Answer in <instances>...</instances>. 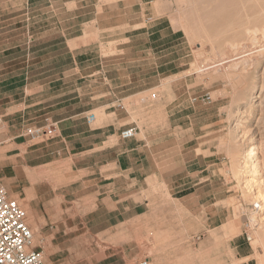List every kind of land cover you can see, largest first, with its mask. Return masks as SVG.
Segmentation results:
<instances>
[{"label": "rangeland", "instance_id": "374dc122", "mask_svg": "<svg viewBox=\"0 0 264 264\" xmlns=\"http://www.w3.org/2000/svg\"><path fill=\"white\" fill-rule=\"evenodd\" d=\"M218 4L0 0V184L45 264H264V34L224 46Z\"/></svg>", "mask_w": 264, "mask_h": 264}, {"label": "bare ground", "instance_id": "6f19581e", "mask_svg": "<svg viewBox=\"0 0 264 264\" xmlns=\"http://www.w3.org/2000/svg\"><path fill=\"white\" fill-rule=\"evenodd\" d=\"M180 1V0H179ZM205 2H206V0H204ZM209 1V0H208ZM219 1V4L217 5V6H219V8L218 7H215L213 10H215L214 12L215 13H218L219 11H220V18H221V22H222V28L224 29V39H223V44H224V46H227V47H229L230 49H235V48H239V46L240 47H242L243 45L242 44H244V42L245 43H247V42H250V39L249 40H247L248 39V37L250 36V34L251 33H255V32H258V33H263L264 34V0H218ZM181 2H183V1H181ZM182 4V3H181ZM185 4V3H184ZM213 6V5H212ZM211 7V6H210ZM218 8V12H216L217 9ZM205 10H207V9H205ZM205 10H204V12H205ZM212 10V9H211ZM212 10V11H213ZM212 11H210V12H212ZM209 12V11H208ZM207 13V12H206ZM209 15V14H208ZM213 15V14H212ZM210 16V15H209ZM210 18V17H209ZM182 19H183V17H182ZM206 19V18H205ZM212 19H213V17L211 18V21H212ZM207 20H209V19H207ZM210 21V20H209ZM214 24V23H213ZM218 30V29H217ZM218 32V31H217ZM220 34V33H219ZM256 34L257 33H255V36H256ZM263 34H259V35H263ZM221 35V34H220ZM252 35V34H251ZM254 36V35H253ZM253 37L254 39L256 38V37ZM221 37V36H220ZM251 39V40H254V39ZM261 37H259V38H257V39H255L254 41H256V40H258V39H260ZM263 38V37H262ZM261 38V39H262ZM245 40V41H244ZM246 40H247V42H246ZM242 41H244V42H242ZM262 41V40H261ZM242 43V44H241ZM258 46H259V44H258ZM260 46H261V44H260ZM260 46H259V48H260ZM264 46V45H263ZM257 47V46H256ZM222 48V47H221ZM226 48V47H225ZM258 48V47H257ZM256 48V49H257ZM230 49H229V52H230ZM240 49V48H239ZM252 49V48H251ZM227 50H228V48H227ZM237 50V49H236ZM236 50H233V51H236ZM259 50V49H258ZM257 50V51H258ZM260 50H264V48L263 49H260ZM249 51H251V50H249ZM248 51V52H249ZM256 51V50H255ZM232 52V51H231ZM231 52L229 53V55H227V56H225L226 54H223L222 56H223V59L221 58V63L219 62V64L218 65H225V64H230V66H231V68L233 67L234 68V66L233 65H238L237 66V68H239V64H236L237 62V60H240V58H242V57H245L246 56V54L245 55H243L244 54V52L246 53V51H244L243 52V54L241 53L242 51L240 50V52L239 53H235V52H232V54H231ZM226 53H227V51H226ZM251 53H253V52H250V53H248V54H251ZM261 52L259 51V53L258 54H260ZM241 54L243 55V56H241ZM255 54V53H254ZM264 54V53H263ZM256 55V54H255ZM225 56V57H224ZM251 56L252 57H250V58H253V57H255V56H253L252 54H251ZM261 56V55H260ZM262 56H264V55H262ZM246 58H248V57H246ZM249 58V59H250ZM248 59V60H249ZM257 59H259L258 57H257ZM257 59H255V60H257ZM261 59V58H260ZM247 60V59H246ZM247 60V61H248ZM243 61H244V59H243ZM251 61V60H250ZM217 62V61H216ZM249 62V61H248ZM252 62H254V60L252 61ZM259 62L260 61H256V66H257V64H259ZM244 63H245V61H244ZM241 64V63H240ZM252 63H249V65H251ZM255 64V63H254ZM248 65V64H247ZM215 66H217V65H214V66H212V67H214L215 68ZM220 66V67H221ZM226 67H227V65H225ZM229 66V67H230ZM252 66V65H251ZM250 66V67H251ZM212 67H210V68H212ZM225 67V68H226ZM242 67V66H241ZM248 67V66H247ZM218 68V67H217ZM253 68V67H252ZM251 68V69H252ZM228 69V68H227ZM227 69H226V71H225V69H223L222 68V70L226 73L227 72ZM236 69V68H235ZM243 69V68H242ZM229 70H231L232 71V69H229ZM237 71V70H236ZM239 71H241V70H239ZM246 71H247V69H246ZM229 72V71H228ZM227 72V73H228ZM243 72H245L244 70L243 71H241V73H243ZM240 73V72H239ZM237 73H235V75H236ZM226 75V74H225ZM227 75H230V74H227ZM232 75H233V73H232ZM242 75L243 74H240V76L242 77ZM226 78L228 77V76H225ZM235 77V76H234ZM233 77V78H234ZM229 79H231V81H232V78H229ZM237 80V79H236ZM240 80V82H241V79H238L237 81H239ZM230 81V82H231ZM234 82H236L237 83V81H235V80H233ZM240 82H238V84H241ZM232 83V82H231ZM243 83H245V82H243ZM232 84H234V85H236L235 83H232ZM238 84H237V86H238ZM243 85V84H242ZM244 85H247V84H244ZM244 85H243V87H244ZM264 86V85H263ZM233 87V86H232ZM241 87V86H240ZM243 87L241 88V90L243 89ZM234 88V87H233ZM244 88H246V86L244 87ZM240 89V88H239ZM238 90V89H237ZM234 91V90H233ZM234 93H236V90H235V92ZM251 95V94H250ZM245 99V98H244ZM246 100V99H245ZM244 102V101H243ZM146 113V112H145ZM148 115V114H147ZM148 119V118H147ZM144 133V132H143ZM257 148H258V146L256 145V143H254V144H252V145H249V146H247L246 147V153H247V161H246V164H248L249 166H254L255 165V163L257 162V160H258V151H257ZM157 177V176H156ZM165 183V182H164ZM254 186V185H253ZM250 187H251V185H250ZM249 188V187H248ZM143 189H144V187H143ZM142 189V190H143ZM258 193H259V191H258ZM261 193V192H260ZM259 193V194H260ZM259 194L257 195L258 197L257 198H259V197H261L262 196V194H260L261 196H259ZM264 196V195H263ZM259 199H261V198H259ZM263 199H264V197H263ZM264 206V205H263ZM263 208V207H262ZM255 215V214H254ZM255 217H256V215H255ZM253 219V218H252ZM262 219V218H261ZM254 220V219H253ZM256 221V220H255ZM164 222V221H163ZM160 224H162V223H160ZM167 224V223H166ZM160 226V225H159ZM164 231V230H163ZM159 233V232H158ZM257 238V237H256ZM258 238H259V236H258ZM261 239V238H260ZM261 241V240H260ZM35 242V241H34ZM256 242V241H255ZM195 253V252H194ZM257 256V255H256ZM262 263V262H261Z\"/></svg>", "mask_w": 264, "mask_h": 264}, {"label": "built area", "instance_id": "2783aa9c", "mask_svg": "<svg viewBox=\"0 0 264 264\" xmlns=\"http://www.w3.org/2000/svg\"><path fill=\"white\" fill-rule=\"evenodd\" d=\"M92 114L88 121H93ZM2 117L0 116V128ZM57 127L51 124L47 129L29 128L27 134L36 137L41 134L52 136ZM138 133L137 127H128L121 132L123 139H131ZM26 211L0 184V264H45L41 251L31 248L33 231L26 220ZM143 264H148L144 262Z\"/></svg>", "mask_w": 264, "mask_h": 264}, {"label": "crops", "instance_id": "0c3cea01", "mask_svg": "<svg viewBox=\"0 0 264 264\" xmlns=\"http://www.w3.org/2000/svg\"><path fill=\"white\" fill-rule=\"evenodd\" d=\"M92 122V121H91ZM91 122H89V123H91ZM56 125V127H57V130H56V132L58 131V130H60V128H59V125H58V123H56L55 124ZM133 138H131V139H124V140H132ZM133 171V170H132ZM145 174H146V172L144 171V169H143V171H141V176L142 177H145ZM235 239H237V238H234L233 239V241H234V246H233V253H234V256L236 257L237 256V258H239L240 256H242V254L240 253V250H241V247H242V244L241 243H238V242H236L237 240H235ZM232 262L230 263V262H227L226 264H235L234 263V260H231ZM223 262V261H222ZM221 262V263H222ZM220 262H218V264H219ZM247 264H249V263H247Z\"/></svg>", "mask_w": 264, "mask_h": 264}]
</instances>
